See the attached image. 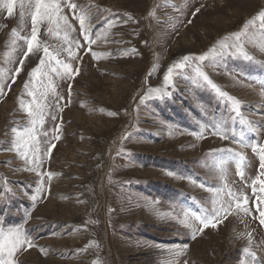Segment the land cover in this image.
<instances>
[{"label": "rangeland", "instance_id": "374dc122", "mask_svg": "<svg viewBox=\"0 0 264 264\" xmlns=\"http://www.w3.org/2000/svg\"><path fill=\"white\" fill-rule=\"evenodd\" d=\"M69 3L78 7L63 8L72 29L67 40L63 29L48 33L42 24L41 51L27 58L21 37L31 33L30 15L21 18L20 0L11 16L0 8L6 14L0 13V86L5 93L0 96V228H19L36 245L16 254L18 264H264V225L252 195L260 164L252 147L264 145L260 21L249 25L241 40L253 60L233 50L217 62H200L223 92L241 101L238 115L226 98L194 83L190 68L174 71L169 87L163 80L183 57L206 55L241 31L264 10V0ZM81 15L94 44L81 34ZM72 41H79L81 48L72 47L82 60L68 57L65 49ZM45 46L64 63L79 65V75L68 79L58 74L63 69L52 60L30 76ZM89 47L96 58L85 52ZM26 81L35 98L47 104L43 124H33L28 116L34 97L25 91ZM163 91L170 95L157 98ZM221 121L227 122L229 139L211 134L212 125ZM13 128L35 129L30 148H39L42 160L36 171L28 170L31 165L13 147ZM201 132L197 139L194 133ZM54 135L59 139L53 140ZM47 142L55 143L50 156L44 155ZM223 148L242 153L243 161L239 155H207ZM49 172L54 174L50 180ZM255 187L259 190V183ZM229 190L249 197L251 214L233 210L192 239V229L201 225L191 213L205 215L214 201L217 206L227 201Z\"/></svg>", "mask_w": 264, "mask_h": 264}, {"label": "snow or ice", "instance_id": "6c2138e0", "mask_svg": "<svg viewBox=\"0 0 264 264\" xmlns=\"http://www.w3.org/2000/svg\"><path fill=\"white\" fill-rule=\"evenodd\" d=\"M17 0H0V8L7 9L9 16L13 13L14 5ZM67 6L73 10H75L78 6L74 3H69V0H63V4L61 0H20V9H21V18L27 13L31 17V33L30 35H26L21 37L27 44V51L24 52V57L27 58L31 53H39L41 51V45L38 42V33L40 31V26L42 24H47V32L54 33L58 32L61 29L65 31V40H67V32L71 31V25L68 22L67 17L63 14V8ZM200 11L199 8L196 9V12L193 13V16L196 15ZM81 34L86 42H90L94 44L96 41L91 40L88 35V28L86 27L85 17L79 16ZM260 21V29L264 30V10L259 11V13L252 17L250 20L246 22L243 29L236 33L231 34V37L223 38L222 42H219V48L217 49L215 46L209 50V53L206 55L196 56H185L182 58L180 62L175 63L170 66L164 77V83L166 87L171 86L170 82L173 79L174 71L179 73L186 68H190L193 72V82L197 84H201L202 86H209L220 98H226L230 104L232 112L237 115L240 113L241 109V101L231 95L223 92L207 75L206 72L203 71L201 67V63L205 60H209L210 62H217L219 59L223 58L225 53L231 54L233 50L239 52L244 59L253 60L254 58L250 56L244 49L243 43H241L242 38L246 35L247 29L249 25H254L256 21ZM191 23V20L189 21ZM12 35L16 36V29H13ZM233 39L235 43L229 44L227 41L229 39ZM75 45L76 48H81L79 41H72L69 43V46L65 49L67 55L72 60H82V56H78L74 51L72 45ZM264 50V49H262ZM43 56L41 57L39 64L36 68H33L30 76L35 77L40 70V66L46 63H50L52 60L56 61L57 65H60L63 69L62 73H58L62 76L67 77L68 79L74 78L76 75H79L80 68L79 65L73 68L71 63H64L60 59H57L48 49V47H43ZM85 52H90L93 58H96L98 54L93 52L91 48L85 49ZM194 62V63H193ZM21 65H23L24 61H20ZM21 68L18 67L16 69L15 74H19ZM55 71V69H53ZM13 82H15V75L13 76ZM25 91L28 92L29 95L34 97L32 104L27 107L28 116L31 118L33 124L39 121L40 124L44 123L43 114L47 104L43 100H37L35 98L34 93L29 89V82L26 81L24 85ZM159 91V90H158ZM5 95L3 86H0V96ZM43 95V94H42ZM170 93L167 91H163L157 98L163 99L169 96ZM71 98V84L69 85V102ZM62 99V97L60 98ZM143 102V99L142 101ZM21 104L23 102L21 101ZM34 105V106H33ZM57 110L62 112L63 108L59 106V101H57ZM113 115H115L113 113ZM53 120H56V115L52 116ZM62 123V121H61ZM251 123V122H249ZM60 129V124L56 125V128L53 132H57ZM227 122L221 121L219 123L213 124L211 129L212 135H219L221 139H229L230 132L227 130ZM12 131L15 133V140L13 141V147L17 152H19L26 161L31 165L28 170L36 171L38 168L42 166V160L39 156V148H30V145H33L36 141L35 129H29L26 132L18 131L16 128H13ZM203 132V130H202ZM202 132L200 134H195L197 139L202 138ZM45 136L48 135L47 132L44 133ZM27 137V138H26ZM59 139L58 135L53 136V140ZM232 139L235 142V137L232 136ZM55 147V143L47 142V150L44 153L45 156H50L52 149ZM31 151L32 156L29 158V152ZM252 151L254 153H259L260 164L258 168L257 177L252 180V195L255 196L257 203L256 211L259 213V223L264 225V179H261V176H264V145L253 146ZM220 154H230V155H239L241 161H243L244 156L242 153H236L234 149L231 148H223V149H214L211 150L207 155L208 156H217ZM48 179L54 175L49 172ZM242 181L246 182V177L244 173L238 172ZM41 183H45L42 179ZM259 183L260 188L257 190L255 185ZM203 186V185H201ZM47 191L46 189H43ZM209 191H213L209 189ZM228 199L227 201L217 203L213 202V207L211 209L205 210L206 214L201 216L195 213H191V216L194 220L198 221L201 227L192 229V239H195L197 235L202 233L205 228L216 227L218 224L222 223L224 219L227 218L229 214L232 213L233 210L242 211L245 214H251V209L248 207L249 197L247 195L237 194L231 190L227 193ZM32 199L35 201L37 199L36 196H33ZM189 214L185 213L187 217ZM187 222V221H184ZM189 227H192L189 224ZM248 242L249 246L252 244V236L251 233L248 234ZM36 247L32 243L30 239L27 238L25 233L19 228H10L5 231L3 228H0V264H18L16 259V254L19 252L26 251L29 248ZM248 249H246L247 251ZM44 249H41V252L44 253ZM46 254V253H45ZM253 259H255V253H250ZM187 264V261H185Z\"/></svg>", "mask_w": 264, "mask_h": 264}, {"label": "bare ground", "instance_id": "6f19581e", "mask_svg": "<svg viewBox=\"0 0 264 264\" xmlns=\"http://www.w3.org/2000/svg\"><path fill=\"white\" fill-rule=\"evenodd\" d=\"M3 11H4V10H3ZM0 13H2V12H0ZM2 14H3V13H2ZM4 14H5V13H4ZM4 14H3V15H4ZM5 16H6V14H5ZM5 16H4V17H5ZM0 17H1V16H0ZM1 18H3V17H1ZM19 86H20V85H19ZM55 213H56V212H55ZM62 233H63V232H62ZM59 234H61V232H60Z\"/></svg>", "mask_w": 264, "mask_h": 264}]
</instances>
